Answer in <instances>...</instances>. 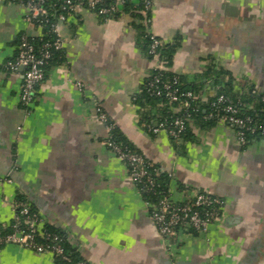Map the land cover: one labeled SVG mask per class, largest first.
Returning a JSON list of instances; mask_svg holds the SVG:
<instances>
[{
	"label": "crops",
	"instance_id": "1",
	"mask_svg": "<svg viewBox=\"0 0 264 264\" xmlns=\"http://www.w3.org/2000/svg\"><path fill=\"white\" fill-rule=\"evenodd\" d=\"M116 10L103 19L77 5L58 27L61 60L26 107L23 69L8 63L21 36L42 31L25 21L22 4L0 0V233L11 228L21 195L42 219L39 230L64 232L85 264H264V136L240 146L228 125L200 121H189L184 140L153 135L133 100L156 68L191 82L207 67H221L235 90L264 93V0H153L146 30L177 43L160 62L147 54L140 22L122 6ZM198 94L208 104L215 84ZM97 107L167 173L174 203L193 190L209 193L222 201L219 220L203 232L161 237L150 206L106 144ZM0 264L61 263L49 252L2 243Z\"/></svg>",
	"mask_w": 264,
	"mask_h": 264
},
{
	"label": "built area",
	"instance_id": "2",
	"mask_svg": "<svg viewBox=\"0 0 264 264\" xmlns=\"http://www.w3.org/2000/svg\"><path fill=\"white\" fill-rule=\"evenodd\" d=\"M4 1L22 4L26 9L24 19L28 24L40 26L44 22L49 23V14L47 11L49 0ZM76 1L79 0H64L62 8L69 14L73 13L78 5ZM140 1L142 4L140 10L142 18L139 22L148 28L150 24V16L148 14L153 9V0ZM124 2L125 0H114L109 7H100L98 13L103 14L116 11ZM98 3H102V0H87V4L91 8ZM65 20V14H59L56 21L50 23L49 26L54 34V39L51 42L43 43L38 48L34 46L29 37L21 36L18 43L16 59L14 62L8 63L11 68L20 66L23 69L20 101L26 107L34 101L36 88L44 79V67L52 55V50L56 51L62 48L58 27ZM147 34L150 40L148 53L153 59L160 62L161 57L158 52L160 40L152 35L148 29ZM225 78L229 79V76H225ZM173 83L163 81L159 76H154L146 84V90L153 95L165 97L168 103L178 102L182 98L194 97L190 92L179 91L178 87H175V83ZM261 100L264 101V95H262ZM223 103L224 97L219 95L215 101L210 103V106L215 108L214 114L209 113L208 116H215L218 122L231 127L234 130V135L240 146L246 145L244 135L246 131L249 133L259 131L264 136V125L255 126L252 124L249 116L242 117L239 114V107H242L241 103L237 105H222ZM187 106L188 102L183 101L179 109H185ZM97 115L105 127L108 148L124 164L129 172L132 183L144 191H153L157 187L156 179L162 170L149 162L142 154L130 149L127 145L111 140L110 133L114 129L113 123L108 120L106 114L99 107H97ZM188 121L187 116L175 117L168 122L162 121L152 127L148 126L147 130L153 135L164 133L172 140L180 141L185 123ZM146 204L150 206V218L155 229L161 237L167 238L179 229L194 232L206 231L211 223L219 220V210L222 201L209 193L193 190L189 198L182 203H174L168 195L164 194L157 202H146ZM41 223L42 219L37 213L30 212L28 206L22 201H15L13 221L11 224L12 231L0 233V245L2 243L18 244L37 252H49L65 263H70V258L64 253L61 239L57 235L40 231L39 226ZM70 264L85 263L83 261H77Z\"/></svg>",
	"mask_w": 264,
	"mask_h": 264
},
{
	"label": "trees",
	"instance_id": "3",
	"mask_svg": "<svg viewBox=\"0 0 264 264\" xmlns=\"http://www.w3.org/2000/svg\"><path fill=\"white\" fill-rule=\"evenodd\" d=\"M63 1L64 0H49L47 11L49 14L48 22L42 23L40 25V29L42 31V35L37 38H29L30 41L34 44L36 48L40 47L45 42H51L54 39V34L50 28V23L55 22L57 16L59 14H65L67 17L69 13L65 9H63ZM114 0H102V3H98L93 8L89 7L87 4V0H79L76 1L78 5H81L85 8H89L92 10L97 16L103 19H109L115 17L117 15L116 11H111L108 13L99 14L98 9L100 7H109L113 3ZM137 4H134L132 0H125L122 4V7L125 11H129L132 15L139 21L142 18L140 10L142 8V4L140 0H136ZM70 13L69 15H71ZM150 16V13L148 14ZM36 26V25H35ZM137 31L143 38L145 49L148 53L149 48V36L147 34L146 27L141 23L137 26ZM158 39V38H157ZM159 40V39H158ZM177 47V43H163L160 41V45L158 47V52L160 54L161 59L169 60L175 48ZM52 50V49H51ZM61 50H52V55L48 59L47 63L44 67V77L48 68L52 65L56 64L61 60ZM228 72L219 67L218 69H213L212 67H207L205 71L201 74V76L195 78L193 81L188 82L186 78L178 74H170L160 69H153L147 79L144 81L142 85V90L139 94L134 97V103L140 109V116L143 126H154L157 123L162 121L168 122L175 117H183L187 116L189 121H200L203 124H215L217 123V118L215 116L209 117V113L214 114V107L210 106V103L215 101L219 95L224 97V104H233L237 105L238 103L242 104V107H239V114L242 117L249 116L252 120V124L255 126L264 125V101L261 100L262 95L264 93H260L255 91L254 89H250L248 93L244 94L243 92H239L234 89L233 79L232 77L229 79H225V75ZM159 76L163 81H169L173 83L175 87H178L181 92H190L194 97L191 98H182L178 102L168 103L167 99L163 96H156L151 94L146 90V84L152 80V77ZM207 82H212L216 87V94L209 99V103L203 105L202 102L199 101L198 90L205 85ZM187 101L188 106L185 109H179L181 102ZM152 109H154L156 115H152ZM153 113V112H152ZM111 122V120L108 118ZM188 122L185 123L184 130L181 134V140H184L187 136L188 131ZM112 123V122H111ZM246 144L249 143L253 138H259L262 135L259 131L254 133L245 132ZM110 139L127 145L133 151H136L134 148L130 146V144L120 135L117 129L114 127L112 132L110 133ZM137 152V151H136ZM139 153V152H138ZM150 162V161H149ZM169 176L167 173L160 172L158 175L156 182L157 187L153 191H144L140 189L138 186V190L142 196V199L145 202L155 203L157 200L164 196V194L168 195V184H169ZM17 201H22L25 203L30 212H35V209L32 207L30 203H28L23 196L18 195ZM22 225V224H21ZM23 227V226H22ZM12 231L11 228L8 232ZM44 232L50 233L52 235H57L61 239V244L64 249V253L70 258V263H74L77 261H81L78 252L75 248L71 246L64 232L60 230H56L53 228L45 227ZM40 240L39 238H36ZM56 261L61 264H70L65 263L60 258L56 257Z\"/></svg>",
	"mask_w": 264,
	"mask_h": 264
}]
</instances>
